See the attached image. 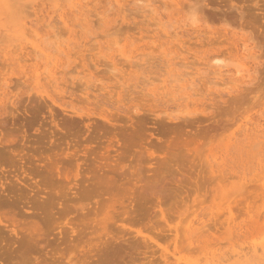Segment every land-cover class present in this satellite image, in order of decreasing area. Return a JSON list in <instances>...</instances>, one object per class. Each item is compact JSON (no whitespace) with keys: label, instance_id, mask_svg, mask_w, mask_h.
I'll list each match as a JSON object with an SVG mask.
<instances>
[{"label":"rangeland","instance_id":"1","mask_svg":"<svg viewBox=\"0 0 264 264\" xmlns=\"http://www.w3.org/2000/svg\"><path fill=\"white\" fill-rule=\"evenodd\" d=\"M109 1L0 0V264H264V0Z\"/></svg>","mask_w":264,"mask_h":264},{"label":"bare ground","instance_id":"2","mask_svg":"<svg viewBox=\"0 0 264 264\" xmlns=\"http://www.w3.org/2000/svg\"><path fill=\"white\" fill-rule=\"evenodd\" d=\"M80 1V0H79ZM82 1V0H81ZM102 1V0H101ZM111 1V0H110ZM109 1V2H110ZM96 2V1H95ZM106 2H107V0H106ZM79 3V2H78ZM75 4H77V3H75ZM74 4V5H75ZM73 5V6H74ZM78 5V4H77ZM77 5H75V7L77 6ZM80 6V5H79ZM106 6V5H105ZM110 6H111V4H110ZM72 7V6H71ZM81 7V6H80ZM143 8V7H142ZM73 9V8H72ZM76 9V10H75ZM74 10H72V14H73V11H78V9H79V12H80V8H75ZM82 10V9H81ZM145 10V9H144ZM75 12H74V15H75ZM77 14H79V13H77ZM84 14V13H83ZM80 15L81 16H83L81 13H80ZM62 17V16H61ZM84 17V16H83ZM75 18V17H74ZM83 19V18H82ZM81 19V20H82ZM88 19V18H87ZM77 20H79V19H77ZM80 20V21H81ZM87 21V20H86ZM62 22V21H61ZM63 22H65L66 23V21H65V18L63 19ZM23 24V23H22ZM77 24H78V21H77ZM80 25V24H79ZM87 25V24H86ZM23 27H24V25H22ZM21 27V26H20ZM51 27V26H50ZM73 27V26H72ZM29 28V27H28ZM47 28V27H46ZM69 28V27H68ZM24 29V28H23ZM69 29H72V28H69ZM25 30V29H24ZM31 30V29H30ZM35 30V32L33 31V33H35V36H37V34L39 33H37L36 32V29H34ZM68 30V29H67ZM26 31H27V29H26ZM38 31V30H37ZM72 31V30H71ZM240 32H235V31H232V32H226L225 34H227V35H230V37H229V39L231 40V42H232V44H233V46L236 48V51H237V53H238V55H236V57H237V59H238V61L241 63L239 66H236V68H234V70H235V73L237 74V73H239L240 74V76H242L243 78L245 77V78H247V77H250V76H252L251 74L252 73H250V71H252L253 73H254V69L253 70H251L252 69V67L250 68L249 67V65H247L246 63H245V59H249V58H253V60H254V62H255V60H256V62L258 61L257 60V58H258V54L255 52V50H254V45H253V47L251 46L252 44H251V40H250V38L249 37H247V36H245L244 34H243V32H241L242 30H239ZM6 32H8V31H6ZM210 33H212V31H209ZM10 33H11V30H10ZM16 33V32H15ZM13 34L14 35V37L17 35V34ZM25 33H27V32H25L24 31V34ZM48 34V33H47ZM50 34H51V36H52V33L50 32ZM54 35H55V32H54ZM4 36V35H3ZM10 36H12V35H10ZM47 36V35H46ZM50 36V35H49ZM50 36V37H51ZM5 37V36H4ZM41 36H39V38H40ZM43 37H44V35H43ZM42 37V38H43ZM18 38V37H17ZM16 37H15V39H17ZM4 39V38H3ZM7 39V38H6ZM22 38H20L19 40L17 39V40H15V41H22V44H21V42L19 43V42H17V44H18V46L21 44V47H22V50H23V46L24 47H26V49L28 48V46H30V48H31V44H24L23 42V40H21ZM24 39V38H23ZM24 40H26V39H24ZM36 40V39H35ZM14 41V40H13ZM26 42H28V43H30L28 40H26ZM33 43V42H32ZM41 44H42V42H40ZM37 44V43H36ZM40 44V45H41ZM48 44V43H47ZM26 45V46H25ZM39 45V43L37 44V46ZM40 45L38 46L39 48H40ZM62 45V44H61ZM61 45L60 46H58V48H63L64 46H62L61 47ZM68 45V44H67ZM239 45V46H238ZM43 46H44V44H43ZM66 46V45H65ZM2 47V46H1ZM20 47V46H19ZM12 48V47H11ZM15 48V47H14ZM17 48V47H16ZM16 48H15V50H16ZM33 48V47H32ZM32 48H31V50H29V51H27L26 50V54H28V52H29V55H31L30 54V51H32ZM35 48V47H34ZM41 48H42V46H41ZM52 48V47H51ZM55 48V47H54ZM53 48V49H54ZM68 48V47H67ZM13 49V48H12ZM38 49V48H37ZM36 49V50H37ZM43 49L45 50V48L43 47ZM21 50V49H20ZM36 50H34V52L32 51L31 53H36L35 51ZM46 50H49V48L48 49H46ZM45 50V51H46ZM51 50V49H50ZM60 50V49H59ZM62 50V49H61ZM63 50H66V51H68V49H64L63 48ZM71 49H69V51H70ZM24 51H25V49H24ZM40 51V50H39ZM52 51H54V50H52ZM66 51H65V53H66ZM68 51V52H69ZM46 52H48V51H46ZM57 52V53H56ZM64 52V51H63ZM25 53L23 54V55H25ZM38 53V57L40 56V54L39 53H41V52H37ZM52 53V52H51ZM55 53L56 54H54L53 53V55L51 56V58H50V60L52 61V64H53V66L55 67V66H57V64L59 63L58 61L60 60V63H61V61L64 59L63 57H61L60 56V54H62V53H59L58 54V51H56L55 50ZM8 54V53H7ZM33 54V55H34ZM47 54H50V53H47ZM256 54H257V56H256ZM36 55V54H35ZM71 55V54H70ZM69 55V56H70ZM15 56V55H14ZM41 56L43 57V53H41ZM40 56V57H41ZM46 56V55H45ZM7 57V56H6ZM62 59H60V58ZM36 58H37V56H36ZM44 58V57H43ZM7 60H8V58H6ZM17 60H18V58H16ZM35 59V58H34ZM33 59V60H34ZM47 59V58H46ZM46 59H44L45 61H46ZM259 59V58H258ZM11 60H13V59H11ZM15 60V59H14ZM41 60H42V58H41ZM21 61L22 60H20V61H18V62H20L21 63ZM45 61L43 62V64L42 65H44V63H45ZM24 62H25V60H24ZM47 62V61H46ZM49 62V61H48ZM256 62H255V64H256ZM259 62V61H258ZM257 62V63H258ZM50 63V62H49ZM48 63V64H49ZM22 64V63H21ZM38 62H37V64H35V66L37 65L38 66ZM47 64V63H46ZM12 65V64H11ZM51 65V64H50ZM65 65H66V63H65ZM247 65V66H246ZM14 66H15V64H14ZM34 66V67H35ZM48 65H46V67H47ZM60 66H61V64H60ZM40 67H41V65H40ZM39 66L37 67V68H40ZM44 67H45V65H44ZM45 67V68H46ZM51 67H52V65H51ZM51 67H47V69L49 68H51ZM52 68V69H48L49 71H48V74L46 75V76H49V78H50V81L52 80L55 84H58V81H59V78L58 77H56L57 75H56V73H55V68ZM63 67V66H62ZM214 67V66H213ZM44 68V70H46ZM35 69H36V67H35ZM53 69H54V71H53ZM31 70V69H30ZM38 70V69H37ZM215 70V69H214ZM256 70V69H255ZM62 71V70H61ZM35 72V71H34ZM33 72V73H34ZM44 72V71H43ZM46 72H47V70H46ZM214 72V71H213ZM213 72H211V73H213ZM225 72V71H224ZM226 72H228V70H226ZM225 72V73H226ZM36 73V72H35ZM217 73H222V70L218 67V69H217ZM229 73V72H228ZM46 74V73H45ZM178 74V73H177ZM233 74H234V71H233ZM34 75V74H33ZM39 75V74H38ZM179 75V74H178ZM213 75H215V74H213ZM221 75V74H220ZM223 75V74H222ZM238 75V74H237ZM181 76V75H180ZM179 77V76H178ZM242 77H240V79L242 78ZM35 78H38V76L37 77H35ZM43 78V77H42ZM48 78V77H47ZM252 78H253V76H252ZM173 79H175V78H173ZM181 79V78H180ZM179 79V80H180ZM251 79V78H250ZM39 80V79H38ZM62 80V79H61ZM183 80V79H182ZM239 80V79H238ZM51 81V82H52ZM175 81V80H174ZM190 81V80H189ZM243 82H244V80H242ZM39 82V81H38ZM53 82H52V84H53ZM176 82H177V80H176ZM179 82V81H178ZM187 82V81H186ZM182 83V82H181ZM189 83V82H188ZM178 84V83H177ZM185 84H187V83H185ZM184 83H183V85L181 86H179V87H183L182 89L183 90H185L184 88H186V86H188L189 87V85H190V87H191V83L190 84H187V85H185ZM247 84V83H246ZM176 85V84H175ZM178 87V86H177ZM175 89V88H174ZM178 89V88H177ZM176 89V90H177ZM187 89V88H186ZM168 90V89H167ZM188 90H189V88H188ZM163 91V90H162ZM170 92V91H169ZM192 92V91H191ZM181 94V93H180ZM183 94H185L184 96H186L187 98H190L191 97V93H189V92H185L184 91V93ZM165 95V94H164ZM168 95H170V94H168ZM193 95V94H192ZM180 96H182V95H180ZM183 96V97H184ZM174 99H175V97H174ZM180 99H182V97L180 98ZM54 100V99H53ZM185 100V99H184ZM259 126V125H258ZM256 127V126H255ZM254 128V127H253ZM254 130V129H253ZM256 130V129H255ZM258 130V129H257ZM251 131V130H250ZM259 131V130H258ZM264 131V130H263ZM263 133V132H262ZM254 134V133H253ZM263 135H264V133H263ZM262 135V136H263ZM230 212V211H229ZM191 226V225H190ZM192 227V226H191ZM190 227V228H191ZM189 228V227H188ZM101 229H102V231L104 232V230H105V233H106V230H107V228H106V226L105 225H103L102 227H101ZM199 229V228H198ZM195 230L194 229H191L190 230V233H189V236H188V238L189 239H191V238H193V236L195 235L194 232ZM108 232V231H107ZM196 232H197V230H196ZM103 234V233H102ZM108 234V233H107ZM192 234H194L193 236H192ZM101 235V234H100ZM98 236V235H97ZM96 236V237H97ZM103 236V235H102ZM107 236V235H106ZM98 237H100V236H98ZM98 237L97 238H95V239H93V240H96V242L98 241L99 242V239H98ZM111 237V236H110ZM102 238V237H101ZM108 238V237H107ZM106 238V239H107ZM107 240H109V239H107ZM107 240H106V242H105V239L104 240H101V241H104L105 242V246H106V244L109 242H107ZM194 240V239H193ZM259 241V243L258 244H255V245H253L252 247H251V253H253L254 255H255V257L257 256H259L260 254L262 255V259H264L263 257H264V237H262L260 240H258ZM95 242V241H94ZM96 242H95V244H96ZM98 242H97V244H98ZM96 244V245H97ZM102 244V243H101ZM94 245V243H92V246ZM104 245L102 246V248H104L105 247ZM108 246H110V242H109V245ZM108 246H106V249H107V247ZM250 247V246H249ZM97 248H100V245L99 246H97ZM96 248V249H97ZM102 248L101 249H98V250H102ZM93 249H94V252H95V254L97 253H102L103 251H105V250H102L101 252L99 251V252H96L95 251V248L93 247ZM239 250V249H238ZM243 250H244V248H243ZM249 250V249H248ZM247 250V251H248ZM88 251H89V249H88ZM87 251V252H88ZM260 251V254L258 255V252ZM92 252H93V250H92ZM91 252V250H90V252H88L89 254L90 253H92ZM106 252H107V250H106ZM234 252V251H233ZM249 252V253H250ZM104 253V252H103ZM102 253V254H103ZM94 254V253H93ZM98 255V256H102V255ZM106 254V253H105ZM236 258H237V261L238 262H240V260H244L245 258H246V255H247V253H241V252H238L237 251V253H236ZM93 256V255H92ZM106 256V255H105ZM105 256H104V254H103V257L105 258ZM93 257H95V256H93ZM92 257V258H93ZM97 257V256H96ZM102 257V258H103ZM261 257V256H260ZM233 258V257H232ZM100 258L98 257L95 261H97L98 262V264H99V262H100V260H99ZM227 259V258H226ZM231 259V258H230ZM256 259V258H255ZM99 260V261H98ZM176 260V259H175ZM189 260V259H188ZM247 260V259H246ZM102 261V260H101ZM214 261V260H213ZM228 261H230V260H228ZM227 261V262H228ZM237 261H235V263H237ZM190 262V261H189ZM231 262V261H230ZM260 263H262L261 261H260ZM263 263H264V260H263ZM94 264V263H93ZM178 264H180V263H178ZM182 264V263H181ZM211 264V263H210ZM248 264V263H247ZM251 264V263H250ZM258 264V263H257Z\"/></svg>","mask_w":264,"mask_h":264}]
</instances>
